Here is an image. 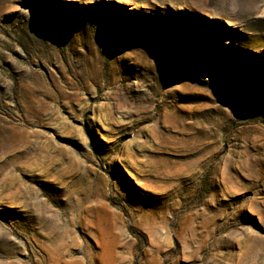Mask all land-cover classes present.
I'll return each instance as SVG.
<instances>
[{
    "label": "rangeland",
    "instance_id": "374dc122",
    "mask_svg": "<svg viewBox=\"0 0 264 264\" xmlns=\"http://www.w3.org/2000/svg\"><path fill=\"white\" fill-rule=\"evenodd\" d=\"M0 264H264V0H0Z\"/></svg>",
    "mask_w": 264,
    "mask_h": 264
},
{
    "label": "bare ground",
    "instance_id": "6f19581e",
    "mask_svg": "<svg viewBox=\"0 0 264 264\" xmlns=\"http://www.w3.org/2000/svg\"><path fill=\"white\" fill-rule=\"evenodd\" d=\"M48 251V250H47ZM50 252V251H49ZM62 257V256H61Z\"/></svg>",
    "mask_w": 264,
    "mask_h": 264
}]
</instances>
